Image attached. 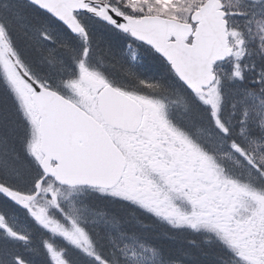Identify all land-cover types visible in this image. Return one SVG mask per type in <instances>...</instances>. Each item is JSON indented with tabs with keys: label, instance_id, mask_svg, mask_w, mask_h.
I'll use <instances>...</instances> for the list:
<instances>
[{
	"label": "snow or ice",
	"instance_id": "snow-or-ice-1",
	"mask_svg": "<svg viewBox=\"0 0 264 264\" xmlns=\"http://www.w3.org/2000/svg\"><path fill=\"white\" fill-rule=\"evenodd\" d=\"M0 264H264V0H0Z\"/></svg>",
	"mask_w": 264,
	"mask_h": 264
}]
</instances>
